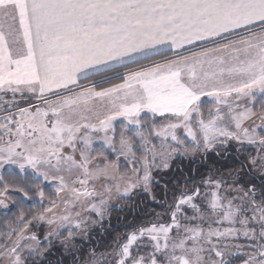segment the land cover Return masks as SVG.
<instances>
[{
  "label": "snow or ice",
  "instance_id": "6c2138e0",
  "mask_svg": "<svg viewBox=\"0 0 264 264\" xmlns=\"http://www.w3.org/2000/svg\"><path fill=\"white\" fill-rule=\"evenodd\" d=\"M133 202L160 211L101 251ZM237 260L264 264V0H0V264Z\"/></svg>",
  "mask_w": 264,
  "mask_h": 264
},
{
  "label": "rangeland",
  "instance_id": "374dc122",
  "mask_svg": "<svg viewBox=\"0 0 264 264\" xmlns=\"http://www.w3.org/2000/svg\"><path fill=\"white\" fill-rule=\"evenodd\" d=\"M121 203H123V202H121ZM133 203H136V202H133ZM151 206L154 208H151L147 214H144L142 216V219H140L139 221H134L133 219H129V220L125 221L124 218H126L129 211L121 212L118 209L113 211L111 213V225L108 228V230H110L109 231L110 234L106 233L105 237L102 239L98 237V239H101V243L99 246L100 250L103 251L105 249L110 248L114 244L115 240L118 237H122L125 232L129 231L135 225L141 224L145 220L151 218V213L153 211H155V212L160 211V208L158 206H156V205H151ZM137 208L138 207L135 208L136 211L138 210ZM117 217H120V219H117ZM115 221H116V223H115ZM118 224H121V226ZM121 228H125V230H122ZM237 262H238L237 264H242V260H239V261L237 260Z\"/></svg>",
  "mask_w": 264,
  "mask_h": 264
},
{
  "label": "trees",
  "instance_id": "16d2710c",
  "mask_svg": "<svg viewBox=\"0 0 264 264\" xmlns=\"http://www.w3.org/2000/svg\"><path fill=\"white\" fill-rule=\"evenodd\" d=\"M185 173H187V168H185ZM207 174V172H206V169H203V170H201L198 174H196V178L197 179H199V177L200 176H202V175H206ZM180 179H183L182 177L180 178ZM162 195V193H161V191H160V189L158 188L157 189V197L159 198L160 196ZM137 203V211H136V209L135 210H133V211H129L128 212V215L126 216V218H124V220L125 221H127V220H129V219H133L134 221H139L140 219H142V216L144 215V214H147L148 213V211L151 209V208H154V207H152L151 205L152 204H150V203H146V204H142V205H140V204H138V202H136ZM117 219H120V217H117ZM118 225H120L121 226V224H118ZM122 230H125V228H121ZM110 230H108V234H110V232H109ZM239 261V260H238ZM238 263V262H237Z\"/></svg>",
  "mask_w": 264,
  "mask_h": 264
},
{
  "label": "flooded vegetation",
  "instance_id": "af4514ba",
  "mask_svg": "<svg viewBox=\"0 0 264 264\" xmlns=\"http://www.w3.org/2000/svg\"><path fill=\"white\" fill-rule=\"evenodd\" d=\"M115 223H116V221H115Z\"/></svg>",
  "mask_w": 264,
  "mask_h": 264
}]
</instances>
